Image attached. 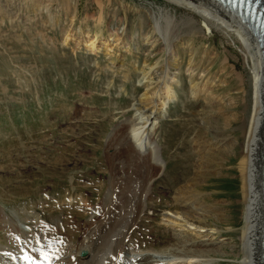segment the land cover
<instances>
[{
    "label": "rangeland",
    "instance_id": "obj_1",
    "mask_svg": "<svg viewBox=\"0 0 264 264\" xmlns=\"http://www.w3.org/2000/svg\"><path fill=\"white\" fill-rule=\"evenodd\" d=\"M158 60L145 77L147 63ZM166 61L173 63L167 78L177 97L160 112L155 138L167 169L151 184L155 196L148 202L155 207L146 211L151 219L140 221L139 236L156 249L188 241L184 234L167 240L176 230L165 226L163 214L180 186L194 185L197 203L220 218L224 235L211 234V247L224 245L229 254L211 264L245 263L232 240L240 238L244 221L238 139L253 79L235 35L165 0H0L2 264L32 260L30 242L63 256L68 242L73 250L82 238L88 242L84 233L113 194L116 167L149 163L123 140L141 126L134 104L148 90H160ZM74 226L79 231L70 235Z\"/></svg>",
    "mask_w": 264,
    "mask_h": 264
},
{
    "label": "bare ground",
    "instance_id": "obj_2",
    "mask_svg": "<svg viewBox=\"0 0 264 264\" xmlns=\"http://www.w3.org/2000/svg\"><path fill=\"white\" fill-rule=\"evenodd\" d=\"M165 1L172 5L192 9L203 18L209 28L211 26L219 27L229 35H235L240 43L242 55L252 71L251 108H248V102H246L245 117L239 124L241 134L238 139L241 142L238 168L242 180L244 221L240 238L232 241L237 244L239 255L244 257V264H264V247L262 245L264 226V59L262 50L247 22L220 1ZM99 5L101 7L100 3ZM166 15L170 23L174 21L169 13ZM159 18L154 17L155 23L158 24L157 27L160 28L161 19ZM96 19L97 24H101L103 14L100 13ZM182 35L184 36V34ZM65 41H68V36ZM88 41V48L95 50L98 34H94L93 38ZM165 49L164 53L169 48ZM171 62L168 61L165 65L161 64L164 74L161 75V83L159 82L160 90L157 93L148 90L143 94L145 97H141L134 104L138 111L137 114L140 116L139 122L135 125L141 124V126L132 127L131 131L127 132L126 139L124 137L123 140L124 147L130 144L134 147L140 162L147 160L149 163H126L116 167L118 173L115 176L116 185L113 194L106 197L104 201L102 200V208L98 213L99 217H97L95 225L93 223L84 233V236L88 237L87 243L82 238L79 246L73 250L72 245L70 247L68 242L67 251L69 254L66 256L60 255L55 249H36L34 243H27V250L31 254L32 260L26 261L25 264H178L182 262L211 264L218 255L224 257L229 255L224 245L218 249L211 247L214 244L210 239L211 234L224 235L221 234L217 225L220 218L213 209H206L197 203L201 196L195 192L196 186L194 185L180 186L174 196V204L168 203V206L165 207L167 212L163 214L165 226H173L176 230L167 238L169 242L179 240L183 234L191 237L192 241L191 238H188V241L180 240L178 243L174 242L170 246L156 249L152 245L149 246L150 241L143 240L145 238L141 239L142 237L139 236L140 221L145 217L151 219L146 211L153 210L155 207L154 203L149 204L148 202L155 196L151 184L167 169V163L161 156L155 138V129L160 112H163L162 109H165L169 102L177 97L173 86L174 80L167 78L169 70L173 66ZM160 63V60L153 65L147 63L149 70L145 72V77H150L155 69L159 68ZM240 80L243 81L242 77ZM161 90L162 93H160ZM204 91L205 87L197 90V93ZM247 101L249 100L247 99ZM232 122L230 121V123ZM132 132L135 134L132 135ZM143 159L145 160L143 161ZM154 167L159 168L157 173L151 171ZM70 202H72L71 199H69ZM72 224L73 222L68 225ZM77 227L74 226L68 230L70 235L79 231ZM17 234L22 236L23 232ZM147 235H154V230H148ZM16 236L15 238H18L19 242L25 239V237ZM45 242L41 239L40 246H44ZM198 245L200 248L194 247ZM84 251L85 253H83ZM80 253L83 257L80 256ZM3 254L5 252H0V264L6 258ZM127 254L134 255L135 259L126 261Z\"/></svg>",
    "mask_w": 264,
    "mask_h": 264
},
{
    "label": "water",
    "instance_id": "obj_3",
    "mask_svg": "<svg viewBox=\"0 0 264 264\" xmlns=\"http://www.w3.org/2000/svg\"><path fill=\"white\" fill-rule=\"evenodd\" d=\"M256 9H259L260 19H264V6H261L260 3L255 5Z\"/></svg>",
    "mask_w": 264,
    "mask_h": 264
}]
</instances>
